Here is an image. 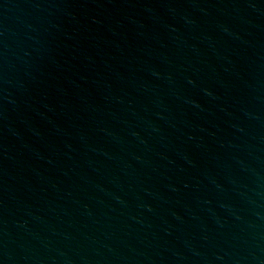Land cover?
Returning <instances> with one entry per match:
<instances>
[{
  "label": "water",
  "instance_id": "1",
  "mask_svg": "<svg viewBox=\"0 0 264 264\" xmlns=\"http://www.w3.org/2000/svg\"><path fill=\"white\" fill-rule=\"evenodd\" d=\"M0 264H264V0H0Z\"/></svg>",
  "mask_w": 264,
  "mask_h": 264
}]
</instances>
